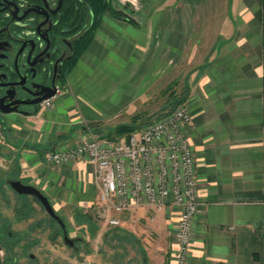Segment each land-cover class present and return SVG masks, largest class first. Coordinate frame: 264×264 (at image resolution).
<instances>
[{
  "label": "crops",
  "instance_id": "obj_1",
  "mask_svg": "<svg viewBox=\"0 0 264 264\" xmlns=\"http://www.w3.org/2000/svg\"><path fill=\"white\" fill-rule=\"evenodd\" d=\"M110 5L136 24L104 11L52 105L4 118L5 172L72 208L94 199L99 204L91 162L81 158L59 167L40 151L72 147L94 128L107 136L116 121L135 114L157 73L187 69L186 131L199 193L186 264H264V0ZM177 218L171 204L156 213L167 246L163 264H172Z\"/></svg>",
  "mask_w": 264,
  "mask_h": 264
},
{
  "label": "flooded vegetation",
  "instance_id": "obj_2",
  "mask_svg": "<svg viewBox=\"0 0 264 264\" xmlns=\"http://www.w3.org/2000/svg\"><path fill=\"white\" fill-rule=\"evenodd\" d=\"M90 18L83 0H0V140L7 115L34 114L44 95L55 89L56 96L64 87L68 73L83 53L72 65L89 29ZM1 146L2 142L0 264H55V259L49 258V245H55L58 236L63 242L62 228L34 196L18 194L10 187L12 179L31 183L4 174ZM7 189L13 196L9 197ZM41 231L47 235L42 244H48V248L44 247L47 253L39 256L34 250H41ZM68 247L76 248V240Z\"/></svg>",
  "mask_w": 264,
  "mask_h": 264
},
{
  "label": "built area",
  "instance_id": "obj_3",
  "mask_svg": "<svg viewBox=\"0 0 264 264\" xmlns=\"http://www.w3.org/2000/svg\"><path fill=\"white\" fill-rule=\"evenodd\" d=\"M54 97L43 99L41 107H50ZM190 122L183 102L129 134L102 137L81 132L74 146L50 147L43 157L59 167L81 158L94 165L99 207L108 212L110 226H119L118 215L137 207L156 211L167 204L176 207L172 264H186L199 193L194 151L186 131Z\"/></svg>",
  "mask_w": 264,
  "mask_h": 264
},
{
  "label": "rangeland",
  "instance_id": "obj_4",
  "mask_svg": "<svg viewBox=\"0 0 264 264\" xmlns=\"http://www.w3.org/2000/svg\"><path fill=\"white\" fill-rule=\"evenodd\" d=\"M201 57L204 58L202 54ZM185 70L184 73H181L180 70L169 72L168 76L165 71H161L154 76V82L147 87L149 89L136 103L137 109L134 115H138L135 119L138 128L156 120L162 113L170 109L176 96L187 91L188 70ZM134 115L131 118L119 119L120 121H116L118 122L116 126L130 123ZM97 125V123L91 124L90 127L93 128ZM116 126L107 130L106 133L114 131ZM97 132L104 134L103 131H93L95 135ZM0 142H2L1 148L4 152V135ZM5 170L4 174L10 177V174H7ZM7 190L9 197L13 196L11 191ZM50 200L61 217L68 236L76 240V248L65 245L59 236L55 245H49V258L55 259V264H143L142 254L130 243L125 244L124 247L115 246V241L112 244L103 241L105 233L114 227L107 224L106 218L109 214L99 207L96 199L89 204H74V208L68 203H58L53 197ZM138 208L133 210H138ZM133 210L119 214L121 224L116 227L139 236L140 244L148 257L146 264H163L161 257L165 254L167 246L164 248L165 241L155 225L157 211L151 207H146L143 213H136ZM132 211L134 213H131ZM7 212L10 214V207ZM40 215L43 218L44 212L41 211ZM56 229L60 234L58 225ZM52 234L53 232H51ZM45 237H47L46 233L41 231V244L45 243ZM42 245L40 246L41 250H34V253H38L39 256L47 253L43 248H48V244Z\"/></svg>",
  "mask_w": 264,
  "mask_h": 264
},
{
  "label": "trees",
  "instance_id": "obj_5",
  "mask_svg": "<svg viewBox=\"0 0 264 264\" xmlns=\"http://www.w3.org/2000/svg\"><path fill=\"white\" fill-rule=\"evenodd\" d=\"M83 1L87 3L88 8H89V12L91 15L90 25H89V29L87 33L85 34V36L83 37L82 41L79 44V50H78L76 58L72 62V65L75 63L77 57L80 56V54L87 48V46L91 42L93 35H94V31L97 25L99 24L101 16L104 11H108L112 16L116 18L125 19L130 23L136 24L135 20L130 15L120 10H116L112 8L110 5V0H83ZM186 94H187V91L184 92L182 95L176 96L175 101L173 102V105L170 106V109L173 108L177 104L183 103L185 101ZM137 116L138 115H134L130 123L117 125L113 132L107 133V136L112 135V134H116V135L129 134L135 131L138 128V125H136V121H135ZM94 130L97 131L96 128H94ZM9 174H10V177L11 176L13 177L15 175L14 173L12 174L9 173ZM103 241L108 244H112L115 241V246L118 245V246H124V247H125V244L130 243L132 246L136 247L138 251L142 254L143 264L147 263L145 251L143 247L140 245L139 240L132 233L127 232L126 230L121 229L119 227H114L113 229L105 233Z\"/></svg>",
  "mask_w": 264,
  "mask_h": 264
},
{
  "label": "water",
  "instance_id": "obj_6",
  "mask_svg": "<svg viewBox=\"0 0 264 264\" xmlns=\"http://www.w3.org/2000/svg\"><path fill=\"white\" fill-rule=\"evenodd\" d=\"M56 93V90L53 89L50 93H47L44 95L40 101L43 99L49 98L54 96ZM9 112V110H4V113ZM46 150L40 151L41 156L44 155ZM10 187L17 192L18 194H28L34 196L44 207L45 211L54 219L57 220V222L60 224L62 231H63V242L67 246H72L74 245V240L70 238L66 232L65 225L61 219V217L56 213L54 207L51 205L49 199L47 196L37 187L31 185V184H26L23 183L20 179H12L9 181Z\"/></svg>",
  "mask_w": 264,
  "mask_h": 264
}]
</instances>
